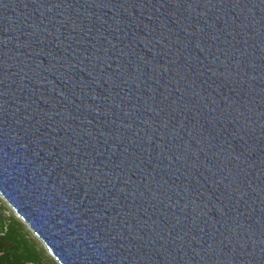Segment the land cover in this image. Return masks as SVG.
Returning <instances> with one entry per match:
<instances>
[{
    "label": "water",
    "instance_id": "obj_1",
    "mask_svg": "<svg viewBox=\"0 0 264 264\" xmlns=\"http://www.w3.org/2000/svg\"><path fill=\"white\" fill-rule=\"evenodd\" d=\"M0 195L59 264H264V0H0Z\"/></svg>",
    "mask_w": 264,
    "mask_h": 264
},
{
    "label": "trees",
    "instance_id": "obj_2",
    "mask_svg": "<svg viewBox=\"0 0 264 264\" xmlns=\"http://www.w3.org/2000/svg\"><path fill=\"white\" fill-rule=\"evenodd\" d=\"M44 250L0 205V264H52Z\"/></svg>",
    "mask_w": 264,
    "mask_h": 264
},
{
    "label": "rangeland",
    "instance_id": "obj_3",
    "mask_svg": "<svg viewBox=\"0 0 264 264\" xmlns=\"http://www.w3.org/2000/svg\"><path fill=\"white\" fill-rule=\"evenodd\" d=\"M0 205L3 206L7 212V215L9 217H14L18 222L25 227L27 233L30 235V237L37 242L40 247L44 250L47 259H49V262L46 263H52V264H59L54 257L51 256L49 253L47 247L44 245V243L31 231V229L26 225L16 214L15 210L9 205V203L0 195Z\"/></svg>",
    "mask_w": 264,
    "mask_h": 264
}]
</instances>
